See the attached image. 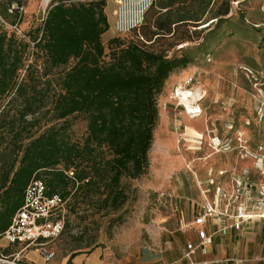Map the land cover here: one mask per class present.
Segmentation results:
<instances>
[{
  "label": "trees",
  "instance_id": "16d2710c",
  "mask_svg": "<svg viewBox=\"0 0 264 264\" xmlns=\"http://www.w3.org/2000/svg\"><path fill=\"white\" fill-rule=\"evenodd\" d=\"M215 2L148 0L141 22L130 28V39H109L105 52L107 0H56L41 24L27 33L37 53L30 63L26 40L0 31V161L6 152L0 165V239L33 178L45 183L49 196L65 200L69 184L73 189L89 183L91 165L102 148L111 156L109 173L116 190L122 178L143 176L158 122L157 98L169 75L189 63L170 51L190 42L191 29L206 17L219 21L229 14L230 0L214 11ZM71 63L51 96L52 112L55 120L84 116L87 137L82 145L64 141L55 127L42 132L32 128L44 107V100L36 98L38 84L52 69ZM11 111L17 118L7 121ZM118 195L112 198L114 209L124 203Z\"/></svg>",
  "mask_w": 264,
  "mask_h": 264
},
{
  "label": "rangeland",
  "instance_id": "374dc122",
  "mask_svg": "<svg viewBox=\"0 0 264 264\" xmlns=\"http://www.w3.org/2000/svg\"><path fill=\"white\" fill-rule=\"evenodd\" d=\"M43 1L0 0V31L7 34L14 32L16 36L26 40L30 46L29 63L37 59V53L33 54V43L27 33L41 24L47 10L56 0H49L46 6L42 5ZM227 1L216 0L213 10L219 9ZM111 2L114 4L115 0ZM19 3L24 7V12L18 21L16 15L7 11V6L10 4L16 7ZM125 3L126 10H130L133 5V17L130 15L127 19L128 25L119 29L113 26L112 31L103 35L105 52L107 41L114 33L119 32L120 38L130 39L129 27L137 24L148 0H125ZM229 6L227 16L219 21L209 20L210 16L206 17L198 27L191 29L190 42L179 44L170 51L171 56H185L189 63L184 68L172 72L164 82L162 91L165 87L168 89L164 102L160 103L162 92L157 98V107L161 105L167 110L173 109L169 97L175 84L191 75L195 76L196 85L206 91V96L201 102L200 117L182 122L181 119L185 116L181 114L178 117V124L181 125L178 133L182 132L183 127V138L187 141L180 142L178 148L176 145L164 149L165 154L172 157L181 156L186 162L181 171L172 175L173 179L178 178L177 188L179 187L180 196L198 198L196 195H200V192L198 187H195L197 182L192 172L200 174L199 170L204 164L206 167L218 169H235L237 173L242 168H250L252 160H240L236 151L227 155L213 153L208 147L211 139L223 141L227 138L232 140L231 144L235 147V135L239 131L250 141L252 151L264 144V0H230ZM112 17L113 15H110L111 24L115 21ZM40 62L38 61V64ZM72 64L52 69L50 75L38 84L39 94L36 98L44 100V107L36 114L38 125L32 128L39 127V132H42L46 128L55 127L64 141L82 145L87 137V122L84 116L73 115L66 121L55 120L51 104V96L59 88L60 74ZM40 71H43V67H40ZM12 114L13 111L7 121L16 120L17 115ZM31 119L32 117L25 118L26 121ZM228 127L231 129H227ZM199 140L202 142L200 146ZM156 152L154 140L148 153L149 164L143 176L138 179L122 178L116 190L109 173L108 161L111 156L106 148L99 149L96 152L98 156L91 165L89 183H78L73 189L69 184L70 192L64 200L65 210L62 216L59 213L52 216L53 221L63 218L64 231L47 247L59 255L66 256L75 251L88 253L96 249L100 263L95 264H127L128 258L136 248L131 234L143 223V242L146 241L144 225L152 223L158 230L159 223L163 221L159 217L160 211H166L164 198L169 193L147 187L153 177L152 166L156 162ZM5 160L6 152H3L0 165ZM40 175L45 178L42 172ZM67 175L71 176V173ZM203 186L202 184V189ZM62 192L63 190L59 191L60 194ZM114 194H119V199H124V203L117 209H114L112 204ZM161 194L164 195L160 197ZM174 235L179 237L180 248L193 238L178 230ZM36 250L34 246L11 247L6 240L0 239V256L6 255L9 261L17 258L18 264H33L29 261L32 258L38 264H46ZM207 250L209 255L205 259L208 260L234 259L239 264H264V222L249 223L237 234L215 236L213 245ZM221 250L224 254L219 255L217 251ZM197 259L199 261L202 257L198 256ZM176 264L185 262L179 260Z\"/></svg>",
  "mask_w": 264,
  "mask_h": 264
},
{
  "label": "built area",
  "instance_id": "2783aa9c",
  "mask_svg": "<svg viewBox=\"0 0 264 264\" xmlns=\"http://www.w3.org/2000/svg\"><path fill=\"white\" fill-rule=\"evenodd\" d=\"M7 11L17 15L19 20L24 7L11 5ZM205 96L206 91L196 85L195 76L191 75L175 84L169 100L177 116L183 114L188 119H195L202 115L201 102ZM173 126L177 133L181 130V125H177L176 121ZM183 131L182 127L176 139L177 148L180 142L187 141L183 138ZM235 141L237 144L233 147L232 140L225 138L219 141L213 138L208 147L213 153L223 155L236 151L240 160L251 159V166L242 168L239 173L235 169L209 168L205 187L202 189V184L197 182L203 203L199 205L191 223L196 242H188L182 252L181 260L185 264H239L234 259L197 262L195 256H206L207 248L212 245L215 236L225 237L230 232H242L245 225L254 221L264 222V144L252 151L250 141L239 131L236 132ZM201 144L199 140L198 145ZM64 205L65 201L60 196L47 194V187L41 179L33 178L25 189L21 208L14 215L2 239L8 244L34 246L45 263L51 261L55 252L47 246L64 231L63 218L53 221L52 216L57 213L62 216ZM210 224L215 225L216 229L209 234L206 228ZM0 262L18 264L17 258L9 261L3 256H0Z\"/></svg>",
  "mask_w": 264,
  "mask_h": 264
},
{
  "label": "crops",
  "instance_id": "0c3cea01",
  "mask_svg": "<svg viewBox=\"0 0 264 264\" xmlns=\"http://www.w3.org/2000/svg\"><path fill=\"white\" fill-rule=\"evenodd\" d=\"M123 1L115 0L114 4H112L111 0H107L105 13L109 24V29L106 33L112 31L111 29L113 26L119 29L121 28V26L123 27L124 25H128L129 21L127 19L130 15H132L133 17V5L130 10H126L127 4L125 3V0ZM48 2L49 0H44L42 5L46 6ZM142 12L143 9L140 13L137 24L141 22ZM110 15H113L112 19H115L113 24L110 23ZM119 36V32L114 33L112 36H110L109 39ZM167 92L168 89L167 87H165L160 97V103H163L166 99ZM158 117L159 122L157 128H155L154 130L155 133H153V141L155 140L157 147V152L155 155L156 162L153 163V177L147 187L156 191L169 193L167 194L168 196H165L164 198V207L166 211H160L159 217L163 221L159 223L158 230L155 229L154 224L152 223L144 225V230L146 232V241L143 242V223L139 224V228L134 231L133 234H131L133 237L132 239H134V242L136 243V248H134L133 250V255L128 258L127 264H176L179 260H181L182 252L185 245L188 242H196L195 232L191 227V223L193 221L195 213L199 210V205H202L203 203L202 197L198 193L196 195L198 198L196 199L193 196L179 195V187L177 188L178 178L173 179L172 175H174V172L181 171L182 167L186 166V162L181 156L172 157L165 154V150L167 148H173L176 146L175 138H177L178 133L175 131L173 122L176 121V124L178 125V117L180 116H177L173 109L167 110L160 105L158 107ZM183 120L190 121V119L188 120V118L186 117L182 118L181 122ZM227 129H229V127ZM209 168H213L214 170L218 169L215 167H206L204 164L199 170L200 174L197 175L195 172H192L195 181L199 184L205 185L207 180V171ZM163 195L164 194H161L160 197H162ZM215 229L216 226L210 224L206 228V231L210 234L214 232ZM177 230L182 231V233L188 234L189 237H193L194 239L192 238V240L186 241L185 245L180 248L179 237L174 235ZM231 234L237 233L230 232L228 236ZM212 245H210L209 248ZM54 252V258L46 264H95L97 262L100 263L96 249L88 253L75 251L69 254L68 256L63 254L59 255L56 251ZM217 252L219 255L224 254L222 250ZM208 255L209 254L207 253L206 256ZM198 256L202 257V259L197 262H207L218 259L213 258L208 260L205 259L206 256L197 254L195 256L196 260H198ZM29 261H31V263L33 264H38L33 258Z\"/></svg>",
  "mask_w": 264,
  "mask_h": 264
}]
</instances>
